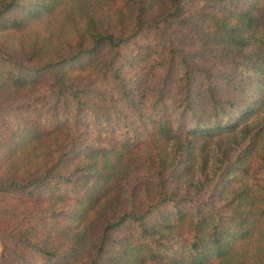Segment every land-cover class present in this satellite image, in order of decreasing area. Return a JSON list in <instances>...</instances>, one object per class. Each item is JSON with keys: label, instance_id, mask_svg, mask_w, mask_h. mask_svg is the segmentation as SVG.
<instances>
[{"label": "trees", "instance_id": "obj_1", "mask_svg": "<svg viewBox=\"0 0 264 264\" xmlns=\"http://www.w3.org/2000/svg\"><path fill=\"white\" fill-rule=\"evenodd\" d=\"M98 1L0 0V264H264V0Z\"/></svg>", "mask_w": 264, "mask_h": 264}, {"label": "rangeland", "instance_id": "obj_2", "mask_svg": "<svg viewBox=\"0 0 264 264\" xmlns=\"http://www.w3.org/2000/svg\"><path fill=\"white\" fill-rule=\"evenodd\" d=\"M78 1V0H77ZM80 1V0H79ZM82 2H83V4H85L86 6H88V7H90V8H95V7H97V2H98V5L99 6H102L103 4H105L103 1H98L97 0V2H96V0H81ZM103 8H107V6H104ZM60 24V22H58V24L57 25H59ZM42 27V26H41ZM43 29H44V27H42ZM56 35H58V34H61V32L59 31V30H57L56 31V33H55ZM55 35V36H56ZM230 137H232V136H230ZM217 138L218 139H220V140H225V139H228V137L227 136H223V135H221V136H217ZM217 141V140H216ZM215 141V142H216ZM211 147L213 148L214 147V143H212L211 144ZM173 149H174V146H173V144H170L169 146H168V149H167V152H169L170 153V155H172V152H173ZM222 149H224V146L222 147ZM209 155H210V158H209V161H208V169H209V174H210V176L212 175V171H213V168L215 167V166H217L218 165V163H217V159H216V157H215V154L212 152V151H210V153H209ZM213 167V168H212ZM197 173H195L194 175H191V176H186L185 177V181H187L188 183H191V184H197ZM184 181V182H185ZM261 241V240H260ZM252 242V241H251ZM251 250H255L254 248H251L250 249V251ZM0 252H1V244H0ZM242 256H244V255H242ZM234 259H236V258H234ZM236 262H238V259L236 260V261H234L232 264H237Z\"/></svg>", "mask_w": 264, "mask_h": 264}]
</instances>
